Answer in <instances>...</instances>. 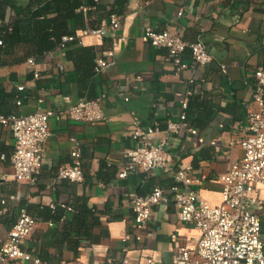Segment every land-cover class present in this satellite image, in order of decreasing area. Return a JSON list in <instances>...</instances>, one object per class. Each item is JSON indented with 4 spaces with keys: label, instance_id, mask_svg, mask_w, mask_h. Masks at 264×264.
<instances>
[{
    "label": "crops",
    "instance_id": "0c3cea01",
    "mask_svg": "<svg viewBox=\"0 0 264 264\" xmlns=\"http://www.w3.org/2000/svg\"><path fill=\"white\" fill-rule=\"evenodd\" d=\"M12 1L24 6L29 0ZM2 13L6 22L17 19L12 5H5ZM122 21L118 34L125 35L127 41L116 51L115 65L93 73L86 81L80 59L68 58L67 50L47 52L34 66L27 62L26 44L20 43L0 59V112L27 114L40 106L59 114L50 118V135L43 146L42 169L35 185L17 181L9 160L0 158V195L21 194L16 201L8 200L7 210L0 214V245L21 208L38 216L45 213L44 206L85 204L93 211L88 225L94 222L88 239L81 235L79 221L70 224L68 216L62 220L53 216V220L40 218L22 247L32 256L40 255L46 264L68 260L123 264L124 258H128L127 264H173L177 248L192 244L199 231L180 221L172 197L154 207L150 220L140 229L141 240L122 239L126 231L134 229L133 197L157 186L168 193L172 175L161 169L137 170L124 178L118 173L125 163V149L134 144L133 115L146 125L155 121L166 125L182 111L177 92L190 88L214 105L237 104L234 113L219 111L204 127L194 125L191 131L173 134L168 140L174 167H191L193 174L204 177L203 185L197 186L199 195L212 204L220 203V178L243 154L240 147L228 143L246 122L254 70L264 67V0H129ZM148 26L169 29L189 41L203 40L212 61L204 66L195 64L187 50L184 58L189 66L176 75L173 65L165 61L166 48L144 38ZM110 40L87 35L79 43L94 47L98 56ZM18 85L24 89L19 91ZM102 93L106 95L103 106L107 120L92 124L63 114L80 98H96ZM73 137L82 145L81 182L57 175L60 166L72 164ZM14 145L12 131L0 123V154L9 156ZM193 155L198 167L193 166ZM260 194L264 198L263 186ZM257 212L263 222L264 206Z\"/></svg>",
    "mask_w": 264,
    "mask_h": 264
},
{
    "label": "built area",
    "instance_id": "2783aa9c",
    "mask_svg": "<svg viewBox=\"0 0 264 264\" xmlns=\"http://www.w3.org/2000/svg\"><path fill=\"white\" fill-rule=\"evenodd\" d=\"M83 10H87V7H83ZM122 22V17L113 13L109 22L101 27L83 29L76 35L63 36L58 49L65 51L67 43L73 40L80 42L81 37L87 35L110 37V44L97 56L94 67L96 73L105 72L115 65L116 51L127 41L125 35L118 34ZM2 25L3 21L0 19V27ZM144 38L154 46L166 48L165 61L173 65L176 75H180L189 66L184 58L187 50L195 64L204 66L212 61V55L201 39L189 41L169 29L158 30L153 26L146 28ZM0 45H3L1 38ZM27 62L35 66L36 58L29 57ZM60 67L62 68L61 65ZM39 75V71L35 70L34 77L38 78ZM253 76L252 105L247 110L246 122L228 143L230 147H240L243 154L230 163L228 170L220 178L222 189L219 204H212L199 195L197 186L203 185L204 177L193 174L191 167L175 168L169 150L168 140L171 135L193 129L187 121L186 111L194 90L190 88L185 92H177L182 111L178 119L168 120L164 128L158 121L146 125L140 117L133 115L134 144L125 149V163L118 177L124 178L137 170L147 172L161 169L170 173L175 183L168 193L157 186L146 194L133 197L131 206L134 229L123 234L124 241L141 240L140 229L150 220L154 207L172 197L180 221L193 224L199 231L192 244L177 248L173 264H264L263 222L257 212L264 206V198L260 194L261 186L264 187V67H257ZM189 81L194 83L193 78ZM23 89L24 85H18L19 91ZM105 96L102 93L93 99L80 98L66 107L63 114L69 119L92 124L105 121ZM16 103L20 105L22 99L19 97ZM57 115L59 114L53 109L40 106L27 114L0 112V123L8 127L15 138L12 153L7 156L2 152L0 158L9 160L13 177L17 181L30 185L37 183L43 164V146L50 135L49 121ZM70 154L72 164L60 166L57 175L61 179L81 182L84 180L82 145L74 137ZM20 197V192L8 197L0 195V214L7 210L8 200L16 201ZM62 205L68 212L75 211L66 203ZM39 221L40 218L29 213L26 208L20 209L6 239L0 245V264H46L40 257L32 256L22 247L24 239L35 231ZM128 261V258H124L123 264ZM148 261L151 262L152 259ZM53 264L88 263L68 260Z\"/></svg>",
    "mask_w": 264,
    "mask_h": 264
},
{
    "label": "trees",
    "instance_id": "16d2710c",
    "mask_svg": "<svg viewBox=\"0 0 264 264\" xmlns=\"http://www.w3.org/2000/svg\"><path fill=\"white\" fill-rule=\"evenodd\" d=\"M128 1L29 0L26 5L19 6L12 0H0V19L3 21V25L0 27V38L3 40V45H0V59H2L4 54L10 53L20 43L26 44L27 58L28 56L36 59L40 58L47 52L58 49L62 37L65 35H76L78 31L83 29L101 27L109 22V18L113 13L123 17ZM5 5H12L15 9L17 14L16 21L9 23L4 20L2 11H4ZM83 7H87V10H83ZM66 50L68 58L80 59L81 67L85 71L83 75L84 81L89 79L93 73H96L94 67L97 54L94 47L83 46L78 40H73L67 43ZM82 98L93 99L89 96ZM235 105H237L235 102L222 106L214 105L206 97H200L193 93L189 97V105L186 111L187 121L191 126H200L199 124H201L204 127L215 118L219 111L234 113ZM161 126L163 128L166 127V125ZM197 160L196 155H193L192 163L194 167H198ZM176 167L178 169L181 168L177 165ZM169 179L173 180V183L169 186L170 188L175 181L173 176H170ZM66 205L74 208L76 212H68L62 204H57L54 208L44 206L43 210L45 213H39L37 217L53 220V216H57L56 219L62 220L68 216V223L73 224L77 221H79V225L81 223L83 227L81 235L84 239H88L92 234V226H94V222L92 224L90 222L88 225L87 221L88 218L93 216L92 209L85 204L79 207L67 203ZM47 212L52 215L50 214L49 216ZM262 224L264 232V221ZM75 242L79 246L80 241L77 240ZM38 256L41 258L40 255Z\"/></svg>",
    "mask_w": 264,
    "mask_h": 264
},
{
    "label": "rangeland",
    "instance_id": "374dc122",
    "mask_svg": "<svg viewBox=\"0 0 264 264\" xmlns=\"http://www.w3.org/2000/svg\"><path fill=\"white\" fill-rule=\"evenodd\" d=\"M263 220H264V216H263Z\"/></svg>",
    "mask_w": 264,
    "mask_h": 264
}]
</instances>
